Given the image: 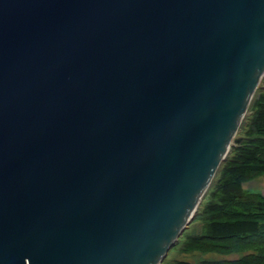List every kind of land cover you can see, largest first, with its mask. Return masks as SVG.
Wrapping results in <instances>:
<instances>
[{"label": "water", "instance_id": "obj_1", "mask_svg": "<svg viewBox=\"0 0 264 264\" xmlns=\"http://www.w3.org/2000/svg\"><path fill=\"white\" fill-rule=\"evenodd\" d=\"M264 76V0H0V264H162Z\"/></svg>", "mask_w": 264, "mask_h": 264}, {"label": "trees", "instance_id": "obj_2", "mask_svg": "<svg viewBox=\"0 0 264 264\" xmlns=\"http://www.w3.org/2000/svg\"><path fill=\"white\" fill-rule=\"evenodd\" d=\"M253 113L241 125L227 159L219 167L204 198V233L192 236L183 249L230 256L201 263L264 264V194L244 184L264 175V91L254 97Z\"/></svg>", "mask_w": 264, "mask_h": 264}, {"label": "rangeland", "instance_id": "obj_3", "mask_svg": "<svg viewBox=\"0 0 264 264\" xmlns=\"http://www.w3.org/2000/svg\"><path fill=\"white\" fill-rule=\"evenodd\" d=\"M263 91H264V76L258 85V88L255 92L254 97L258 96V94L262 93ZM254 97L250 103V106L248 108V111L246 113V116H245L243 122H245L246 119L249 118L251 116V114L253 113L252 104L254 102L253 101ZM240 130H241V126L239 128V131ZM236 145H237V142L235 140H233L231 143V147H230L228 155L230 154L232 147H234ZM228 155H227V157H228ZM227 157H226V159H227ZM244 187H245V189H247L249 191H259V192L264 194V175H259L256 178H253L252 180L247 181L244 184ZM205 194L207 195L208 193H205ZM204 196L201 200V203L199 204V206L196 209V212L194 214V218L188 224L187 228L184 230L183 234L181 235V237L179 238L177 243L171 248V250L169 251L168 255L166 256V258L164 259L162 264H171V263H174L176 261H190L193 263H201L205 260H218V259L230 257V256H227V257L221 256V255L215 254V253H204V252H199V251H185L183 249L185 242H187V240H189L192 236H199V235L204 233V227H205L206 222L204 219V215H202L201 213H202L203 206L206 204V201L209 200V198L206 199V198H204Z\"/></svg>", "mask_w": 264, "mask_h": 264}]
</instances>
